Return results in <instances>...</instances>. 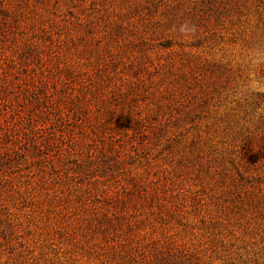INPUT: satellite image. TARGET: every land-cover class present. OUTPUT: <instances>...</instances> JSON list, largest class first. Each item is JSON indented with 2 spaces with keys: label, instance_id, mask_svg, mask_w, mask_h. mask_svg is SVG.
<instances>
[{
  "label": "rangeland",
  "instance_id": "374dc122",
  "mask_svg": "<svg viewBox=\"0 0 264 264\" xmlns=\"http://www.w3.org/2000/svg\"><path fill=\"white\" fill-rule=\"evenodd\" d=\"M0 264H264V0H0Z\"/></svg>",
  "mask_w": 264,
  "mask_h": 264
},
{
  "label": "trees",
  "instance_id": "16d2710c",
  "mask_svg": "<svg viewBox=\"0 0 264 264\" xmlns=\"http://www.w3.org/2000/svg\"><path fill=\"white\" fill-rule=\"evenodd\" d=\"M70 75L72 76V74L70 73ZM81 105H82V103H81ZM127 116L128 117H133L134 118V115H133V113L131 112L129 115L127 114Z\"/></svg>",
  "mask_w": 264,
  "mask_h": 264
}]
</instances>
